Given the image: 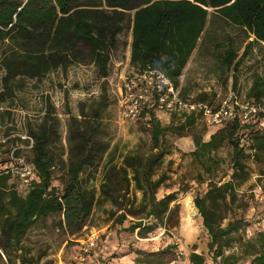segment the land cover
I'll return each mask as SVG.
<instances>
[{
  "label": "trees",
  "instance_id": "16d2710c",
  "mask_svg": "<svg viewBox=\"0 0 264 264\" xmlns=\"http://www.w3.org/2000/svg\"><path fill=\"white\" fill-rule=\"evenodd\" d=\"M130 11L131 63L139 69L147 65L159 67L176 85L180 84L183 70L202 33L216 18L254 36L241 54L238 44L230 39L222 54L223 68H237L255 43L264 45V0H0V35H12V41L30 52H15L5 61L6 81L18 70L29 71L32 76L46 71L56 62V56L62 57L60 50L61 53L64 48L75 50L78 41L90 47L99 71L107 75L111 46ZM49 40L51 49L45 51ZM217 45H221L220 42ZM33 46L37 49L35 53L31 51ZM234 76L236 84L238 76ZM206 96L207 92L202 91L196 100L206 101ZM247 96L257 101L264 99L263 72L253 74ZM158 112L155 108L142 112L149 117L152 150L127 152L117 163L112 149L103 164L98 197L95 189L82 181L81 172L87 166L97 165L106 150L104 138H94L97 132L104 131L102 113L95 110L82 122L74 118V123L80 124L76 129L79 136L71 143L66 162L68 177L61 189L53 182L56 159L50 143L57 133L58 115L53 116L51 125L45 120L31 129L34 138L30 146L31 163L36 176L21 191L20 175L17 181L12 180L11 169H0V259H5L7 264H42L43 255L34 252L25 239L27 233L38 223L60 215L57 226L66 233L76 234L88 223L95 204L103 197H111L116 205V209H109L115 223L122 224L130 214L138 213L140 215L126 229L140 233L153 230L171 212V202L176 199L175 192L157 196L158 189L169 178L168 171L160 167L169 153L165 136L172 133L192 134L195 142L192 154L202 162L206 173L212 175L208 177L205 193L195 195L193 200L210 235L208 247L213 261L216 264H264V230L245 238L241 232L249 222L234 211L233 206L240 200L238 185L249 178V160L258 163V180L264 187V127L250 126L247 131L250 141L245 145L238 139L243 125L237 119L217 126L209 139H205L202 133H191L198 115L172 111L171 120L163 123ZM23 141L29 143L30 139ZM224 143L232 147V171L229 179L214 181L219 161L211 152ZM13 154L21 156L22 147L15 148ZM137 190L142 192L139 201ZM235 242L239 249L226 252ZM168 247L161 252H167ZM189 260L191 264H206L207 257L193 248Z\"/></svg>",
  "mask_w": 264,
  "mask_h": 264
},
{
  "label": "rangeland",
  "instance_id": "374dc122",
  "mask_svg": "<svg viewBox=\"0 0 264 264\" xmlns=\"http://www.w3.org/2000/svg\"><path fill=\"white\" fill-rule=\"evenodd\" d=\"M127 13L110 49L107 75L99 71L90 47L78 41L75 50L64 48L62 53L60 50L62 57L56 56V62L46 71L32 76L22 69L6 81L8 67L5 61H9L15 52H30L12 41V35H0V169H11L12 180L17 181L20 171L26 165H32L30 146L34 138L30 130L45 120L51 125L54 115H58L59 119L57 133L50 141L56 159L53 182L60 189L68 177L66 162L71 143L79 136L76 129L80 124H75L74 118L82 122L95 110L102 113L104 131L97 132L94 138H104L106 150L97 165L87 166L81 172L82 181L95 189L97 197L101 193L103 164L112 149L115 150L117 163L127 152L152 150L149 117L143 114L136 118L126 117L121 102L120 91L125 79L139 70L130 60L132 11ZM253 37L244 29L222 23L216 18L213 25L210 24L202 33L183 70L179 84L183 96L196 99L205 91L206 101L215 105L231 90L238 94L247 92L253 74L264 73V45L255 43L237 68H223L222 54L231 38L238 44L241 54ZM50 43L49 40L45 45V51L51 49ZM35 50L33 46L32 53ZM234 75L238 76L236 84ZM158 115L163 123L171 120L170 113L159 111ZM216 129L217 126L207 124L199 115L191 133H202L205 139H209ZM23 139H30V142ZM165 139L169 153L160 168L168 171L169 178L158 189L157 196L175 192L171 212L147 233L126 229L140 215L138 213L130 214L122 224L115 223L109 216V209H116L111 197H103L95 204L88 223L76 234L66 233L57 226L60 215L48 218L45 223L35 225L25 237L34 252L42 253V264H191L189 254L193 248L206 255V264H216L208 247L210 235L193 200L195 195L205 193L208 177L212 175L206 173L202 162L192 154L195 148L192 134L180 136L169 133ZM17 147H22L19 157L13 154ZM231 152L232 147L228 143L211 152L219 161L212 178L214 181L230 177ZM249 167V178L238 185L240 200L234 210L249 222V226L241 232L245 238L254 237L258 231L264 230V199L260 198L257 188L261 184L257 174L258 163L249 160ZM18 187L21 191L26 188L22 178ZM136 193L139 201L142 192L137 190ZM94 233L99 234L97 246L86 253L85 260L75 258L81 252L82 241ZM166 247L168 251L161 252ZM238 247V242H235L233 247L226 248V252ZM244 259L241 258L240 263ZM0 264H7V261L0 259Z\"/></svg>",
  "mask_w": 264,
  "mask_h": 264
},
{
  "label": "built area",
  "instance_id": "2783aa9c",
  "mask_svg": "<svg viewBox=\"0 0 264 264\" xmlns=\"http://www.w3.org/2000/svg\"><path fill=\"white\" fill-rule=\"evenodd\" d=\"M120 94L124 115L128 118H136L144 110L148 112L150 108H155L170 114L172 111H177L179 114L194 113L213 126H220L228 120L237 119L243 125V129L238 132V139L245 145L250 141L247 134L250 126L264 127V100L257 101L248 97L247 92L238 94L233 90L215 105L208 101L185 97L181 87L174 83L166 71L151 65L127 76ZM20 175L23 182L28 185L36 176L34 166L26 165L20 171ZM257 188L260 198L264 199L263 186L258 184ZM98 237L99 234L94 233L82 241L81 252L76 254L75 258L80 261L85 260L86 253L97 246Z\"/></svg>",
  "mask_w": 264,
  "mask_h": 264
},
{
  "label": "crops",
  "instance_id": "0c3cea01",
  "mask_svg": "<svg viewBox=\"0 0 264 264\" xmlns=\"http://www.w3.org/2000/svg\"><path fill=\"white\" fill-rule=\"evenodd\" d=\"M162 113H165V112H162ZM229 178H230V177H229ZM229 178H228V179H229ZM238 191H239V189H238ZM239 195H240V194H239ZM237 202H238V201H237ZM237 202L235 203V205H233V206H234V209L236 208ZM240 206H241V205H240ZM240 206H239V207H240ZM235 210H236V209H235ZM230 215H232V214L230 213ZM227 219H228V218H226V220H227ZM248 226H249V224L247 225V227H248Z\"/></svg>",
  "mask_w": 264,
  "mask_h": 264
}]
</instances>
